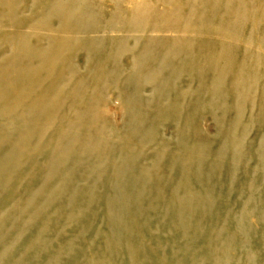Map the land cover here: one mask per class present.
Returning <instances> with one entry per match:
<instances>
[{
  "label": "bare ground",
  "instance_id": "6f19581e",
  "mask_svg": "<svg viewBox=\"0 0 264 264\" xmlns=\"http://www.w3.org/2000/svg\"><path fill=\"white\" fill-rule=\"evenodd\" d=\"M0 264H264V0H0Z\"/></svg>",
  "mask_w": 264,
  "mask_h": 264
},
{
  "label": "rangeland",
  "instance_id": "374dc122",
  "mask_svg": "<svg viewBox=\"0 0 264 264\" xmlns=\"http://www.w3.org/2000/svg\"><path fill=\"white\" fill-rule=\"evenodd\" d=\"M113 120L117 123V124H121V117L117 114L114 113L113 115ZM202 129L204 131H206L208 133L209 136L213 135V127L212 124L209 121H204L202 122Z\"/></svg>",
  "mask_w": 264,
  "mask_h": 264
}]
</instances>
